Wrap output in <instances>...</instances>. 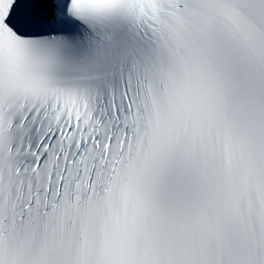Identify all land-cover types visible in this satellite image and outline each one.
Segmentation results:
<instances>
[{
    "label": "snow or ice",
    "instance_id": "6c2138e0",
    "mask_svg": "<svg viewBox=\"0 0 264 264\" xmlns=\"http://www.w3.org/2000/svg\"><path fill=\"white\" fill-rule=\"evenodd\" d=\"M0 264H264V0H0Z\"/></svg>",
    "mask_w": 264,
    "mask_h": 264
}]
</instances>
